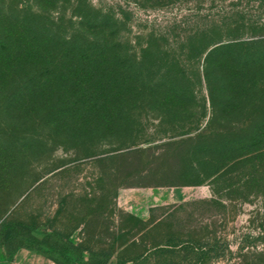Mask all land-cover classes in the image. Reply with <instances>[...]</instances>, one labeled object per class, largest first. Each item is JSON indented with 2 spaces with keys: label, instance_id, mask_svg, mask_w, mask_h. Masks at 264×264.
Returning <instances> with one entry per match:
<instances>
[{
  "label": "trees",
  "instance_id": "1",
  "mask_svg": "<svg viewBox=\"0 0 264 264\" xmlns=\"http://www.w3.org/2000/svg\"><path fill=\"white\" fill-rule=\"evenodd\" d=\"M61 1L0 0V188L11 179L13 157L37 154L39 144L60 138L133 133V112L144 107L166 110L170 124L186 122L184 133L197 130L188 135L196 144L190 152L204 162L191 169L198 173L193 182L238 164L256 172L253 162L264 159L262 27L245 24L235 11L131 38L127 18L85 0H64L66 15ZM37 229L34 220H2L0 254L8 260L24 248L56 264L111 259L110 248ZM195 245L186 249L190 262L203 264L209 250ZM130 260L149 263L143 254Z\"/></svg>",
  "mask_w": 264,
  "mask_h": 264
},
{
  "label": "rangeland",
  "instance_id": "2",
  "mask_svg": "<svg viewBox=\"0 0 264 264\" xmlns=\"http://www.w3.org/2000/svg\"><path fill=\"white\" fill-rule=\"evenodd\" d=\"M85 1L127 18L131 38L235 11L264 33V0ZM165 111L134 110L133 133L60 138L39 144L37 154L13 157L16 177L0 188V223L34 220L40 236L55 230L75 244L110 248L108 264H133L140 254L148 264H192L186 252L192 244L209 250L203 264H264V159L253 162L252 175L249 164H238L224 176L193 182L198 173L191 169L204 162L190 152L196 144L188 135L197 130L184 133L191 127L168 123ZM7 258L0 254V264H56L24 248Z\"/></svg>",
  "mask_w": 264,
  "mask_h": 264
}]
</instances>
